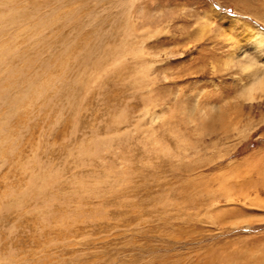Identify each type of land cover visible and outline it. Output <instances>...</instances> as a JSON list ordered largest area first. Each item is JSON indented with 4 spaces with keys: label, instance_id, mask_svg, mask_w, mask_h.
Here are the masks:
<instances>
[{
    "label": "rangeland",
    "instance_id": "374dc122",
    "mask_svg": "<svg viewBox=\"0 0 264 264\" xmlns=\"http://www.w3.org/2000/svg\"><path fill=\"white\" fill-rule=\"evenodd\" d=\"M264 0H0V264H264Z\"/></svg>",
    "mask_w": 264,
    "mask_h": 264
},
{
    "label": "bare ground",
    "instance_id": "6f19581e",
    "mask_svg": "<svg viewBox=\"0 0 264 264\" xmlns=\"http://www.w3.org/2000/svg\"><path fill=\"white\" fill-rule=\"evenodd\" d=\"M246 27L250 29V35L255 39L256 43L260 48L264 47V33L260 29H256L254 27L248 26Z\"/></svg>",
    "mask_w": 264,
    "mask_h": 264
}]
</instances>
